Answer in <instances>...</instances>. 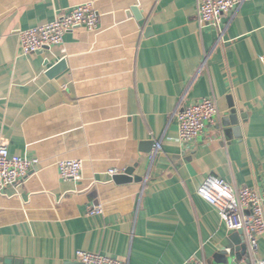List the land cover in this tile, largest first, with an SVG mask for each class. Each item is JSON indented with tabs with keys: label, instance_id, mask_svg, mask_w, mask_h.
Wrapping results in <instances>:
<instances>
[{
	"label": "crops",
	"instance_id": "crops-1",
	"mask_svg": "<svg viewBox=\"0 0 264 264\" xmlns=\"http://www.w3.org/2000/svg\"><path fill=\"white\" fill-rule=\"evenodd\" d=\"M197 1L0 0V141L40 160L0 193V264H82L80 249L129 264H220L223 243L240 239L199 188L210 174L264 188V0L204 25ZM85 2L98 29L78 25L62 45L20 53L21 30ZM210 96L219 117L182 143L178 103ZM64 159L83 161L81 180L60 177ZM130 167L128 180L108 172ZM95 205L103 212L89 214ZM246 249L235 264H253Z\"/></svg>",
	"mask_w": 264,
	"mask_h": 264
},
{
	"label": "built area",
	"instance_id": "built-area-1",
	"mask_svg": "<svg viewBox=\"0 0 264 264\" xmlns=\"http://www.w3.org/2000/svg\"><path fill=\"white\" fill-rule=\"evenodd\" d=\"M247 0H198L197 19L200 25L222 21L223 16L236 13ZM234 15V14H233ZM84 26L90 31L99 27V15L93 2H85L71 10L58 15L53 21L21 30L18 33L20 53L31 54L45 47L62 45L64 36L75 26ZM207 59H205L204 64ZM220 108L214 96L204 97L194 102L186 103L182 97L174 112L178 123V136L182 143H190L200 136L208 123L217 119ZM162 151L161 141L156 140L151 160ZM40 163L38 158L23 157L12 154L7 141H0V193L9 187L22 183L30 171ZM60 177L64 180H81L83 161L79 159H64L58 164ZM110 175L121 174L118 168L109 169ZM216 183L220 189L227 191L229 196L221 195L212 187ZM199 194L207 201L215 197L214 207L221 221L228 229L242 230L248 245L249 257L253 264H264V259H257L259 239L264 236V188L256 189L249 186L238 187L226 179L208 175L199 188ZM103 212L101 205L89 208V214ZM76 257L82 264H129L126 259H118L101 253L77 250ZM200 264H206L200 261Z\"/></svg>",
	"mask_w": 264,
	"mask_h": 264
},
{
	"label": "water",
	"instance_id": "water-1",
	"mask_svg": "<svg viewBox=\"0 0 264 264\" xmlns=\"http://www.w3.org/2000/svg\"><path fill=\"white\" fill-rule=\"evenodd\" d=\"M64 66H65V61H61L57 66H55L49 71V75L53 76L59 70L64 68ZM231 106L234 107L233 102H231ZM232 112L235 114L236 110H232ZM146 144H150L151 146H154L153 141H149V143H146ZM133 171H134V168L130 167L126 169L125 174L123 175L117 174L116 178L119 180L131 179L130 176L133 173ZM236 232L239 234L240 239L232 240V238L229 237L228 241L223 243V248L221 249L222 252L219 254V259H218L221 262L220 264H235V260L238 261L242 256H247L246 241L244 238L243 231L236 230ZM225 250H229L228 251L229 253H226ZM250 262H251V259L250 257H248L246 259V263H250Z\"/></svg>",
	"mask_w": 264,
	"mask_h": 264
},
{
	"label": "clouds",
	"instance_id": "clouds-1",
	"mask_svg": "<svg viewBox=\"0 0 264 264\" xmlns=\"http://www.w3.org/2000/svg\"><path fill=\"white\" fill-rule=\"evenodd\" d=\"M212 187L217 189V191L220 192L221 195L229 196V193L227 191H224V190L220 189L219 186L216 183H213ZM229 198H231V196H229ZM214 201H215V197H212L211 199L207 200L206 202L208 204L214 206Z\"/></svg>",
	"mask_w": 264,
	"mask_h": 264
}]
</instances>
